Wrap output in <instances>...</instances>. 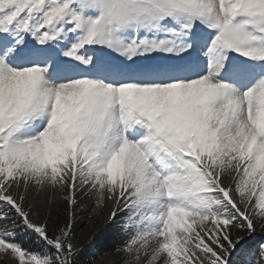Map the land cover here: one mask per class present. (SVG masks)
Returning a JSON list of instances; mask_svg holds the SVG:
<instances>
[{
  "label": "snow or ice",
  "instance_id": "1",
  "mask_svg": "<svg viewBox=\"0 0 264 264\" xmlns=\"http://www.w3.org/2000/svg\"><path fill=\"white\" fill-rule=\"evenodd\" d=\"M82 198L124 264H264V0H0V254L77 264Z\"/></svg>",
  "mask_w": 264,
  "mask_h": 264
},
{
  "label": "trees",
  "instance_id": "2",
  "mask_svg": "<svg viewBox=\"0 0 264 264\" xmlns=\"http://www.w3.org/2000/svg\"><path fill=\"white\" fill-rule=\"evenodd\" d=\"M67 205L62 200H57L54 205H46L39 202L35 211L43 216L40 219L50 217L52 225L49 234H53V228L57 224L63 225L67 222ZM111 204L107 208H97L94 198H82L81 203L74 210L72 222V242L77 246L79 256L77 264H124L123 253L117 252V248L125 240V234L121 231L119 223L110 228H105L106 213L110 211ZM119 219H123L121 216ZM258 229L255 235L260 234ZM245 235V233H244ZM247 238V237H246ZM258 240L252 245L264 243V236L257 237ZM26 248L39 250L42 245L34 243V237H22Z\"/></svg>",
  "mask_w": 264,
  "mask_h": 264
},
{
  "label": "rangeland",
  "instance_id": "3",
  "mask_svg": "<svg viewBox=\"0 0 264 264\" xmlns=\"http://www.w3.org/2000/svg\"><path fill=\"white\" fill-rule=\"evenodd\" d=\"M113 55H115V54H113ZM94 200H95V199H94ZM42 214H43V212L40 213L39 215L43 216ZM39 219H40V216H39ZM72 222H73V221H72ZM258 229H260V228L258 227L257 230H258ZM260 230H261L260 234L255 235V236H252V237H250V238L247 237L248 239H250V243H251V244L255 243V241L258 240L257 237H259V236H264V229H260ZM235 235H244V233H242V232H240V233H236V232H234V236H235ZM255 246H256V245H255ZM0 261H6V264H15V260H14L13 257H11V256L4 257L2 254H0Z\"/></svg>",
  "mask_w": 264,
  "mask_h": 264
}]
</instances>
